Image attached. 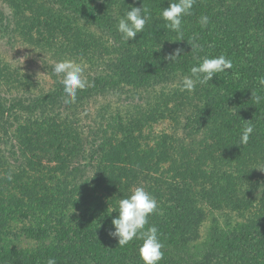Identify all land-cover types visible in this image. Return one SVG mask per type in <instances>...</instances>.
<instances>
[{
  "label": "trees",
  "instance_id": "16d2710c",
  "mask_svg": "<svg viewBox=\"0 0 264 264\" xmlns=\"http://www.w3.org/2000/svg\"><path fill=\"white\" fill-rule=\"evenodd\" d=\"M206 1L196 0L192 15L183 21V40L177 41L160 17L170 0H0V40L22 41L57 62L72 59L90 82L74 103L66 104L62 76L53 73V88L38 91L40 82L33 75L12 67L0 54V129L10 132L0 139V236L8 224L1 223V216L13 205L36 206L34 214L43 215L49 205L65 210L80 198L96 209L105 195L115 194L137 174L152 172L171 197L166 195L158 212L149 216L165 244L159 264H217L218 255L223 258L218 264H264L261 254L248 257L257 238L227 231L230 216L223 214L221 220L222 211L209 219L212 227L205 239H191L204 219L201 204L206 200L221 209L264 211V199L254 205L255 183L244 177L264 163L263 51L255 46L264 44V0H212L214 6L226 7L230 18L213 31L205 30L196 14ZM143 4L151 20L126 43L118 21ZM176 49H182L181 56L166 59ZM221 54L231 59L232 69L197 84L194 91L182 90L192 66ZM123 94L129 99L126 111H118V121L104 119V128L89 143L77 109L89 98ZM151 100L157 103L151 105ZM154 111L170 114L181 134H157L147 125ZM8 117L14 119L10 126ZM248 124L254 132L240 145ZM44 155L56 165H43ZM200 181L201 186H216L215 193L199 190ZM85 230L72 246L73 255L56 252L49 257L56 264H143L138 251L142 241L109 247L96 227L88 223ZM46 257L22 262L13 257L9 264H46Z\"/></svg>",
  "mask_w": 264,
  "mask_h": 264
},
{
  "label": "rangeland",
  "instance_id": "374dc122",
  "mask_svg": "<svg viewBox=\"0 0 264 264\" xmlns=\"http://www.w3.org/2000/svg\"><path fill=\"white\" fill-rule=\"evenodd\" d=\"M201 2H203V0H201ZM93 7L97 12L101 10L97 3H93ZM224 8L226 7L219 4L214 6L212 0H207L204 7L200 6L198 8L196 14L199 16V19L201 16H207L209 20L207 26H203L205 30L208 29L213 31L220 29L221 26H224V24L230 20L228 17L229 13L227 11L225 12ZM120 38L122 39V37ZM255 46L263 51V55L260 56V58L261 66L264 68V44L259 45L257 43ZM114 48L116 58L121 57L116 45ZM0 54L3 55L2 57L12 67L18 68L22 73H30L33 75L34 80L40 82L38 91L49 90V88H53L55 85L53 64H56L57 61L48 53L38 51L35 47L25 44L22 41L11 44L4 38L0 40ZM160 89H163V86L155 87L157 91H160ZM156 103L157 100L150 101L151 105ZM128 106L129 99L126 94H123L121 97L115 95L93 97L92 99L89 98V100L84 101L81 107L77 109V116L80 118L81 124L86 126L89 131L87 133L90 139L89 143H91L95 137L93 134L95 132L98 133L100 129L104 128L102 124L104 119L108 123L118 121L115 119L118 111L122 110V112H125ZM163 113L165 114V112L160 114L155 111L154 114L150 112L149 114L151 117L147 125L153 126V130H156L155 132L157 134L166 131L167 133L177 132V134L180 135V127H177V124L171 121L170 114L163 115ZM13 120V117H8L7 121L9 126ZM4 133V130L0 129V139H7V137L10 136L9 130L6 132L7 134ZM1 141L2 140H0V144L2 143ZM17 154H19V152H17ZM11 164L14 165L12 161ZM42 164L49 167L56 165L54 161L48 160V155H44ZM263 164H259L256 172L244 174V177L251 178L255 183L253 188V190L256 191L254 205L257 206L259 201L264 199ZM1 177H6V175L2 174ZM158 178L159 176L152 174V172L137 174V178L132 179L128 185L119 186V191L117 190L115 194L105 195L104 198L97 203L98 206L96 209L92 205L89 206L85 202L80 201V198L73 199V202L70 203L69 207L65 210H60L57 205H49L42 209L44 212L43 215H39L38 213L34 214V211L38 210L36 206L28 204H20L19 206L13 205L6 210V214L1 216V223L5 225L4 221H8L6 222V224H8L6 225L5 231H2V236H0V264H9L13 257L22 262L26 259L44 260L45 255L48 256L45 259H48L50 255L56 252L64 254L65 257L66 255H73L74 250H72V246H74L75 241L78 240V235L86 232L85 229L88 223L96 227L100 235L106 239V243L109 247H113V244H117L118 240L111 237L108 233L109 230L113 228L111 224L112 219L118 216L119 213L118 211L111 212V210L117 207L120 199L129 196L131 194L130 190L136 186H143L146 191L154 195L157 199L158 206H160L162 202L164 203V200L167 199L165 196L168 192L164 190L165 185L163 187L158 183ZM240 179L242 180V175ZM214 181L216 185L221 183L217 179H214ZM196 184H200L201 186V181ZM201 187L202 188L199 190L203 189L204 192L209 195L210 193L214 194L216 191V186L212 187L210 184ZM15 191L17 192V190ZM159 196L162 197L161 200ZM167 196L168 198L170 197L169 194ZM201 207L204 209V219L200 225L195 228L196 234L191 237L192 240L200 241L205 239L212 227L209 219L214 215V212L222 211V213L220 212L221 215H219L221 220L223 219V214L230 216V225L227 226V231L249 237L252 235L257 238L256 243H258V245L252 248L248 253V257L250 254L253 255L257 253L262 255L260 258H264V211H259L258 207L252 208L253 213L236 211L230 207L221 209L213 205L210 200L202 202ZM161 211L165 210L161 208ZM109 212H111V214H109ZM254 212L257 214H254ZM222 224H225L224 220ZM133 241H135V239ZM221 259H223L222 256L218 255L213 262L218 264L223 261ZM110 261V259L106 260L107 263ZM118 261L124 262L125 258L119 255ZM127 261L128 259L126 262ZM75 263H77L76 259Z\"/></svg>",
  "mask_w": 264,
  "mask_h": 264
},
{
  "label": "clouds",
  "instance_id": "9594fccd",
  "mask_svg": "<svg viewBox=\"0 0 264 264\" xmlns=\"http://www.w3.org/2000/svg\"><path fill=\"white\" fill-rule=\"evenodd\" d=\"M196 0H170L169 6L163 8L160 17L165 22L164 27L177 34L183 40V21L186 16L192 15V9ZM151 20L150 9L144 4L141 7H131L125 15L118 21L117 31L122 39L128 43L134 39L138 33L144 32L145 25ZM201 26L209 23L207 16L199 19ZM191 48H195L194 43H190ZM162 46V45H161ZM182 49H176L174 53L166 57L170 61H175L181 56ZM231 59L221 54L214 57H204L197 65L192 66L190 75L182 80V90L194 91L197 84H207L219 73H224L232 69ZM54 74L62 76L61 83L66 94L64 102L74 103L79 90L89 86V81L84 77V68L72 59H65L57 62L53 67ZM264 84V78L260 81ZM259 101L260 97L256 98ZM254 132L251 124L243 128L240 136V145L248 143L250 135ZM7 178L12 179L11 172ZM131 194L118 201L117 207L111 212L118 211L119 215L111 221L113 226L109 230V235L118 240V245L123 247L131 241H142L138 251L143 264H159L164 257V242L161 240L157 226L149 224V216L158 212V202L154 195L146 191L143 186H136L130 190ZM109 212V214H111ZM46 264H56L54 257H49Z\"/></svg>",
  "mask_w": 264,
  "mask_h": 264
}]
</instances>
